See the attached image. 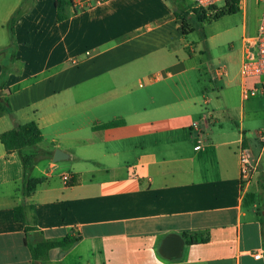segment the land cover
Returning a JSON list of instances; mask_svg holds the SVG:
<instances>
[{
    "label": "crops",
    "instance_id": "0c3cea01",
    "mask_svg": "<svg viewBox=\"0 0 264 264\" xmlns=\"http://www.w3.org/2000/svg\"><path fill=\"white\" fill-rule=\"evenodd\" d=\"M67 14L57 21L55 0H0V95L11 109L0 111V134L33 121L43 140L62 127L51 139L52 172L39 176L44 182L29 198L21 187L32 163L23 158L37 156L38 145L7 154L0 143V264H264V208L252 191L261 180L264 187V147L242 124L237 133H205L213 114L186 95L166 94L192 69L180 57L185 46L175 45L183 33L169 1L107 0ZM143 58L144 82L111 79ZM118 119L123 126L92 129ZM240 147L254 167L245 187ZM56 150L65 160L92 161L100 174L86 182L77 170L55 175ZM18 205L31 206L26 225L13 218ZM171 234L184 244L168 260L158 249ZM197 234L208 241L190 244ZM66 236L79 242L32 259L30 246Z\"/></svg>",
    "mask_w": 264,
    "mask_h": 264
},
{
    "label": "rangeland",
    "instance_id": "374dc122",
    "mask_svg": "<svg viewBox=\"0 0 264 264\" xmlns=\"http://www.w3.org/2000/svg\"><path fill=\"white\" fill-rule=\"evenodd\" d=\"M190 0H187L189 2ZM222 3L217 5L221 9ZM212 14V13H211ZM261 14L260 5L255 0H246L245 6H238L232 14L199 22L195 18H188L187 25L190 32L183 35L182 41L176 40L175 45H183V52L180 57L187 58V66L192 67L180 79L186 81L185 85H171L166 90L170 95H186L194 102L198 111L212 113L214 120L205 133L238 132V126L242 124L245 130L249 131V137L254 138V132L264 130V96L243 100L241 97L240 84V64L241 50L243 46L242 38L253 35L257 29L258 20ZM180 42V43H179ZM8 54L1 57L6 61ZM150 65L148 58L132 61L129 68L114 70L111 79L117 82H131L137 84L144 82V77L140 75L139 67ZM72 65L71 62H68ZM223 71L226 76L218 77L216 73ZM258 79H247L245 87H250ZM159 94H163V88L158 87ZM208 101L205 103V101ZM161 102V101H159ZM80 126V123H77ZM62 128V127H60ZM59 128V129H60ZM57 127L50 129V135L45 137L41 143L37 144L40 151L37 156L29 160L31 164L32 177L43 176L44 172L50 174L52 171L48 167L50 155L53 151L52 137L58 131ZM65 130V129H62ZM80 134L83 135V132ZM69 147L82 145H66ZM32 151V150H31ZM29 154H32V152ZM36 150H33V152ZM127 159H133L134 155L129 154ZM75 163L74 168L72 165ZM56 166L55 175L64 172L69 173L79 171L82 181H88L91 175H99L98 170L102 167L96 166L90 160H58L54 162ZM73 168V169H72ZM262 179V177H261ZM262 180L259 185H254L256 196L264 208V187ZM264 210H261L263 215ZM260 214V213H259Z\"/></svg>",
    "mask_w": 264,
    "mask_h": 264
},
{
    "label": "trees",
    "instance_id": "16d2710c",
    "mask_svg": "<svg viewBox=\"0 0 264 264\" xmlns=\"http://www.w3.org/2000/svg\"><path fill=\"white\" fill-rule=\"evenodd\" d=\"M169 1L173 14L176 19L181 22V30L183 35L188 34L190 29H188L187 19L188 18H195L199 22L217 19L225 14H232L238 9V1L239 0H232L224 5L221 9H218L214 13H208V11L204 9H191V4L187 2V0H167ZM72 8L71 0H55V9H56V19L58 22L63 21L67 17V10ZM212 7L209 10L214 9ZM73 9V8H72ZM21 10H18L14 16L11 18L10 25H9V33L11 37V45L14 44V30L13 25L17 18L20 16ZM2 56L3 52L0 51ZM6 67L3 66V71L5 72ZM0 111L6 115L11 113L10 106L6 98L1 97L0 95ZM123 120H112L106 123H102L96 126H93V130H105L111 129L119 126L124 125ZM42 132L37 127L35 122L30 121L24 124L16 125L11 130L3 132L0 134V143L3 145L5 152L10 154L14 151H20L23 148L31 147L39 144L42 141ZM29 157L23 158V164L26 167L29 164ZM44 182L43 177H32V178H25L21 187V194L25 198H29L33 195L35 190ZM31 206L26 205H18L13 208V218L15 222L21 223L26 225L28 223L27 220V211L30 209ZM260 216V215H259ZM33 225L35 221L32 222ZM32 228H26V231L31 230ZM263 240H264V223H263ZM203 235H191L190 236V244H197L198 242H207L208 238L204 237L200 240H197L196 237H202ZM79 242V237L71 238L66 236L61 241L49 242V241H42L34 246H30V253L31 257L34 261L43 260L47 258L48 252L54 248H65L71 246L74 243Z\"/></svg>",
    "mask_w": 264,
    "mask_h": 264
},
{
    "label": "built area",
    "instance_id": "2783aa9c",
    "mask_svg": "<svg viewBox=\"0 0 264 264\" xmlns=\"http://www.w3.org/2000/svg\"><path fill=\"white\" fill-rule=\"evenodd\" d=\"M107 0H71L72 8L83 10L93 7L95 5L101 4ZM232 0H190L191 9H204L208 13H214L219 8L217 5L219 3L223 4ZM261 8V14L258 20V25L255 33L253 35H245L242 38L243 46L241 53V64L239 69V74L241 78L245 81L247 79L253 78L258 79L250 87H245L246 83L241 85V97L243 100L255 97L256 95L264 96V0H255ZM246 0H239L238 6H245ZM212 7H215L212 10ZM218 77L226 76L223 71H218L216 73ZM201 124L200 121L193 122V127H198ZM254 136L258 141L259 145L264 147V130H258L254 132ZM239 158V172L240 181L242 186L249 184L251 176L254 172V167L251 162V154L249 151L243 147L238 150ZM62 181L67 184L71 179L68 174L61 176ZM261 256L260 252L254 254L255 259H259Z\"/></svg>",
    "mask_w": 264,
    "mask_h": 264
},
{
    "label": "water",
    "instance_id": "95a60500",
    "mask_svg": "<svg viewBox=\"0 0 264 264\" xmlns=\"http://www.w3.org/2000/svg\"><path fill=\"white\" fill-rule=\"evenodd\" d=\"M67 158L68 156L59 150H56L53 156L54 161L64 160ZM183 244V239L179 235H167L162 240L158 253L161 257L168 260L179 258L182 253Z\"/></svg>",
    "mask_w": 264,
    "mask_h": 264
}]
</instances>
